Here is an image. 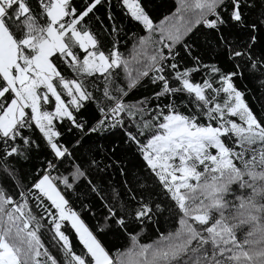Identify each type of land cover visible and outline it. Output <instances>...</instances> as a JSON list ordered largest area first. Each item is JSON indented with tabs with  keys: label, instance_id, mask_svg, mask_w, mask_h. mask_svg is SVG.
<instances>
[{
	"label": "snow or ice",
	"instance_id": "obj_1",
	"mask_svg": "<svg viewBox=\"0 0 264 264\" xmlns=\"http://www.w3.org/2000/svg\"><path fill=\"white\" fill-rule=\"evenodd\" d=\"M36 4L34 8L32 0H0V264H59L40 239L41 220H47L52 239L63 253V264H116L98 236L113 224L127 233L131 218L116 209L118 194L113 192L111 205L105 203L100 196L104 189L90 177L112 166L124 175V168L107 154L103 160L75 156V149L63 143L65 132L73 129L81 133L76 141L81 147L88 133L123 132L129 150H139L145 167L182 213L176 236L163 237L151 251V246H143L135 253L122 254L128 259L121 258L118 264H179L178 258L186 254L190 255L184 264H216L212 256L203 255L206 246L223 257L221 249L228 241L207 219L194 214L187 195L193 190L191 182L199 181L194 165L241 154L232 152L222 138L232 134L241 145L264 143V114L257 116L235 83L243 77L236 61L249 64L250 73L264 76V60L254 57L253 48L258 25L264 28V13L259 20H251L249 0H180L174 16L157 24L145 0H36ZM105 5L107 12L101 18L97 13ZM113 8L122 9L148 33L133 48L132 60L143 68L136 75L120 52L118 37L123 25ZM201 28L213 35V48L222 50L228 65L206 64L192 56L186 38ZM240 31L251 33L247 41L233 38ZM156 32L159 40L152 39ZM177 45L191 58L193 67H183ZM120 68L127 75L125 86L116 84L118 74L114 73ZM150 72L155 73L152 83L160 88L151 98L155 106H150L148 98L127 101L139 80ZM201 72L202 82L194 81L192 74ZM260 83L264 85V80ZM87 104H95L100 114L90 125L82 113ZM181 107L189 114L182 113ZM200 117L207 124L200 123ZM230 117H238L241 123ZM37 130L51 159L43 162L23 190L11 161L27 160V153L41 150L33 139ZM146 131L151 132L150 138ZM9 182L14 186L11 191L6 187ZM83 185L107 208L103 225H95V231L81 217L87 205L77 203ZM33 206L41 212L40 219L33 215ZM152 214V205L144 202L134 218L143 223ZM194 225L206 227L197 231ZM69 229L83 246L79 254Z\"/></svg>",
	"mask_w": 264,
	"mask_h": 264
},
{
	"label": "trees",
	"instance_id": "obj_2",
	"mask_svg": "<svg viewBox=\"0 0 264 264\" xmlns=\"http://www.w3.org/2000/svg\"><path fill=\"white\" fill-rule=\"evenodd\" d=\"M77 3L82 0H76ZM147 7L150 10L149 14L153 18L154 23H159L165 20L166 17H173L180 7V0H145ZM115 3V0H113ZM249 3L253 7L249 10L248 16L251 20H259L261 14L264 13V0H249ZM32 6L37 7L36 0H32ZM38 10V9H37ZM113 13L117 16L118 21L123 25V32L118 39L120 40V52L123 53L125 59L129 60V67L133 75H136L137 71H142L143 68L132 60L133 46L138 43L140 37L147 36L146 30L137 22L126 16L122 9L113 8ZM107 12V6L99 8L98 15L104 18ZM98 27V26H97ZM251 33L243 31L236 32L234 39L238 42L247 41ZM256 44L253 45L255 49L254 57H258L264 60V28L258 25L256 32ZM190 39L186 38V41L191 45L192 56H199L204 63H215L218 66L228 65L230 62L223 54L219 47L213 48L215 43L213 35L201 28L200 31H194L190 34ZM177 51L180 52L182 58L183 67H193V61L183 51V49L177 45ZM140 64L145 62L143 54L139 56ZM240 65V71L243 73V77L235 81L236 86L246 93V99L249 106L259 117L264 114V85H261L260 81L264 80V76L252 74L247 69L249 64L243 61H236ZM64 72L75 78V74L70 69L64 68L61 65ZM227 70V69H226ZM232 70H235L234 68ZM116 77V84L119 86H125L128 83L127 75L123 68L115 70L114 75ZM155 73H149V76L142 77L139 80L137 86L129 93L127 101L136 102L144 98H148L150 106L154 107L157 103L151 98L156 92L160 90L157 84H153L151 77ZM193 80L196 82H202L204 74L193 73ZM91 79V78H89ZM187 99V97H184ZM164 102L167 99L164 98ZM51 108V106H49ZM191 109V106H189ZM195 111L194 109H191ZM180 111L184 114H189V110L181 107ZM84 118L89 122V125L99 119V112L96 110L95 104H87L86 109L82 110ZM236 120L234 117H230ZM200 123L207 124L205 117H200ZM65 127L67 121L64 122ZM63 131V129H61ZM151 132H145V136L150 138ZM81 136V133L76 129L71 132H65L63 143L69 149H75L73 153L75 156H79L81 159L91 158L93 156L103 160L105 154L110 156L112 160H117L124 168V175H121L120 168L118 166H112L110 169H105L99 175L93 179V182L104 189L100 193V196L104 197L105 203L111 205L113 203L112 194L115 191L118 196L115 200L116 209H122L123 213L130 217V227L127 233L121 231L114 224L104 230L103 235H99L98 238L105 246L106 250L113 257L114 262L118 264L121 258L125 259L122 254H125L127 250L132 246V236H137L138 241L143 244H152L157 240L167 237L170 234L176 233L180 228L179 220L182 218V213L178 208L176 202L169 198V194L161 187L158 178L145 167V161L139 154V150L133 148L129 150L127 142L124 140V133L118 130L101 131L95 133H88L83 137L81 143L82 147L77 145L76 141ZM33 139L37 144L41 146V150L33 149L27 153L28 159H16L11 161L18 169V180L20 187L23 190H27L31 182L36 178V172L43 167V162L46 159H51V154L46 148H44L43 142L40 139L38 130L36 131ZM227 147L234 153H241L239 157L230 155L231 163L236 167H248L250 164H254L255 160H260L264 163V143L257 141L251 145H241L239 138L230 134L228 137L222 138ZM115 149V153H113ZM63 171V168H61ZM129 172L131 175H129ZM55 175V173H53ZM192 188L201 187V184L195 180L191 182ZM238 183H233L230 187V191L238 193L236 186ZM6 187L9 190H13L14 186L9 182ZM250 192L249 188H247ZM131 194V195H130ZM78 195L81 197L83 204L87 205V208L81 212V217L86 225L95 231L94 226L97 224L103 225V217L107 215V208L105 203H102L100 198L91 194L87 189V185H83ZM250 194H247L249 196ZM221 200L225 206L227 204L226 198ZM75 199V197H73ZM206 198L201 189L191 190L187 195V201L191 208L195 210L194 214L204 209V205L201 201L206 202ZM148 202L153 207V214L151 219H146L143 223L135 220L134 214L138 210L141 203ZM31 203V202H30ZM219 203V205H220ZM156 205H159V209H156ZM218 205V206H219ZM217 207H214V213L208 215L210 219L215 220L220 224H229L235 230H240L242 236L243 229L246 238L242 241L243 246L240 249L247 255L242 258L241 261H229L224 264H264V213H244L238 215L237 209L232 206L228 207L226 214H216ZM90 209V211L88 210ZM79 212L80 208H76ZM32 213L41 218V212L35 207H32ZM44 227L40 230V239L44 246L48 248L49 253L54 256L59 264H63V253L59 249V246L52 239V232L48 230L47 220H41ZM260 225L261 237L258 238L256 234V226ZM69 235L74 246V251L78 254L84 251L83 246L80 244L76 237V234L69 229ZM242 240V238H241ZM208 252L207 254H210ZM211 255V254H210ZM115 258V259H114ZM116 260V261H115ZM221 260H217L220 262ZM221 264V263H220Z\"/></svg>",
	"mask_w": 264,
	"mask_h": 264
},
{
	"label": "rangeland",
	"instance_id": "obj_3",
	"mask_svg": "<svg viewBox=\"0 0 264 264\" xmlns=\"http://www.w3.org/2000/svg\"><path fill=\"white\" fill-rule=\"evenodd\" d=\"M160 35L158 32L152 35L153 40H159ZM135 47H139L138 43L134 45ZM133 46V48H134ZM234 120L237 123H241L238 117H234ZM253 142L248 143V145L253 144ZM247 144V143H246ZM212 154H216L215 149L210 150ZM178 162V161H177ZM194 167V173L199 177V183L202 187V192L207 199L206 202H202L204 205V209L195 213L202 216V218L207 219L211 226L215 231L220 232L221 236L224 240H227V244H223L222 251L224 253L223 257L219 256V254H214L213 249L210 246L208 247V251L204 252L203 255L212 256L216 260V264H224L229 261H241L244 255L247 254L240 249V246H243V240L246 238L244 234V229L242 236L240 235V230H235L229 224H220L215 220L213 221L208 217L214 213V207H217L221 200L226 199L227 204L223 206V203H220L218 209L216 210V214H226L228 212V207L232 206L237 209V214L241 215L244 213H264V163L260 160H255L254 164H250L248 167H236L228 156L227 159L221 161L219 158L215 163H212L210 160L206 161L205 165L196 164ZM215 169V170H213ZM233 183H238L236 186V191L238 193H233L230 191V187ZM201 187L192 188L193 190L201 189ZM249 188L250 192L246 191ZM247 194H250L247 196ZM189 204V203H188ZM190 223L192 221H189ZM86 224V223H85ZM197 231H201L199 227L206 226H195ZM256 234L258 238L261 237V229L260 225L256 226ZM181 226L176 233L170 234L169 236H176L178 232H180ZM242 238V240H241ZM262 239V238H260ZM162 239L157 240L152 244L143 245L138 241V237L136 236L135 240H132V246L127 250L126 253H135L143 246H151L150 251L160 245ZM179 242V241H177ZM211 251V255L207 254ZM188 255L186 254L179 259V264H184V261L188 259ZM125 260L128 259L127 256H124ZM115 259V258H114ZM217 260H221L217 262ZM116 261V260H115ZM117 263V262H116ZM176 264V262H173Z\"/></svg>",
	"mask_w": 264,
	"mask_h": 264
}]
</instances>
